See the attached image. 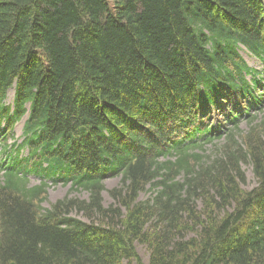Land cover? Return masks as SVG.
Wrapping results in <instances>:
<instances>
[{"label":"trees","instance_id":"1","mask_svg":"<svg viewBox=\"0 0 264 264\" xmlns=\"http://www.w3.org/2000/svg\"><path fill=\"white\" fill-rule=\"evenodd\" d=\"M252 111L264 0H0V264H145L137 246L148 264H264V126L237 140ZM49 184L89 202L44 208Z\"/></svg>","mask_w":264,"mask_h":264},{"label":"rangeland","instance_id":"2","mask_svg":"<svg viewBox=\"0 0 264 264\" xmlns=\"http://www.w3.org/2000/svg\"><path fill=\"white\" fill-rule=\"evenodd\" d=\"M243 58L245 59V61L248 63V65L252 68H260L261 67V63L259 61H257L256 59L242 53ZM13 102V91L9 92V96L7 99V104H12ZM217 111V110H216ZM256 113L257 116V121L254 123V125H249L248 123H246L245 119H241L240 121H238V123H240L239 126V135L237 137V140L240 143H245L246 137L251 133L254 132L255 130L257 132L261 131V127L259 126L260 124L262 126H264V112L261 113H257V111H252ZM253 114V113H251ZM250 115V114H249ZM23 125H24V121L20 122V124H18L15 128V141L20 142L22 140V133H23ZM210 125H215L218 126L217 128H219V133H223L224 131H228L230 128L229 123H227V121L224 119V117H222L220 115V112L217 111L216 115L214 117H211V119L208 121L207 126L209 127ZM256 126L254 131H251L252 128ZM264 129V127H263ZM256 132V133H257ZM255 133V134H256ZM218 134V133H217ZM11 145L13 143V141L9 142ZM225 145V140L221 139L219 141H216L214 144L211 145H207L205 147V155L207 158H215V156L219 155L221 152L222 147H224ZM243 170L246 174V178H247V189H252L254 188L257 183L256 180L253 176V170L252 167L246 163L245 165H243ZM0 180H1V175H0ZM121 180L120 178L118 179H110L107 180L105 182V191L103 192V194L101 195V199L103 201V205L105 207H108L112 204H114L112 196L110 191L113 189H120L121 188ZM38 181L32 180L30 183V187H34L37 186ZM50 187L47 188V201L44 203V208H48L50 207L51 204L56 203L57 201L63 200V199H77L80 201H87L89 202V195L86 192H82V191H76L73 190L71 185H52L49 184ZM147 189L150 190L149 186H147ZM147 189L141 193L140 195V200H147L149 197H151V192L147 191ZM150 193V194H149ZM73 217L78 218L82 221H87L86 215H81L78 214L76 211L73 212ZM137 252L139 254V256L143 259L145 264H148V260H149V251L146 247L144 246H137Z\"/></svg>","mask_w":264,"mask_h":264},{"label":"bare ground","instance_id":"3","mask_svg":"<svg viewBox=\"0 0 264 264\" xmlns=\"http://www.w3.org/2000/svg\"><path fill=\"white\" fill-rule=\"evenodd\" d=\"M13 92H14V88H13Z\"/></svg>","mask_w":264,"mask_h":264}]
</instances>
